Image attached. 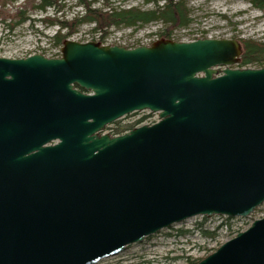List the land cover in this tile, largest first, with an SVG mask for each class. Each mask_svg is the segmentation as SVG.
<instances>
[{
  "label": "water",
  "instance_id": "95a60500",
  "mask_svg": "<svg viewBox=\"0 0 264 264\" xmlns=\"http://www.w3.org/2000/svg\"><path fill=\"white\" fill-rule=\"evenodd\" d=\"M242 54L236 40H65L60 58H0V264H98L262 206L264 68L233 69ZM143 110L160 122L101 135ZM197 264H264V218Z\"/></svg>",
  "mask_w": 264,
  "mask_h": 264
},
{
  "label": "rangeland",
  "instance_id": "374dc122",
  "mask_svg": "<svg viewBox=\"0 0 264 264\" xmlns=\"http://www.w3.org/2000/svg\"><path fill=\"white\" fill-rule=\"evenodd\" d=\"M4 1V0H3ZM159 6L167 0H156ZM184 3L189 13L190 24L185 28L173 31L172 39L176 42H190L198 37L212 39H227L246 41L253 40L264 44V11L253 6L249 0H175ZM2 0H0V3ZM91 8L107 13V11L155 10L154 3L146 0H87ZM39 1L26 5V0H20L15 6L8 5L6 10L14 11L20 6L27 11L30 21L10 31L0 24V58L23 59L33 55H43L46 58L61 57L62 45L55 40L60 26L44 22L51 18L61 23L79 21L87 14L85 5L80 0H65L57 8L45 11L37 7ZM1 8V5H0ZM1 10V9H0ZM169 24L155 21L137 27L125 25L110 26L104 30L97 29L96 23H80L74 33L69 36V28L60 31L66 40H95L103 46H118L135 49L146 42L165 39L160 38ZM63 40V39H62ZM118 44V45H117ZM243 55V54H242ZM238 67V66H237ZM219 74L223 67L216 68ZM248 69H256L249 67ZM139 116H129L122 119L118 131L132 128L140 122ZM145 120V118L143 119ZM142 120V121H143ZM148 121V120H147ZM252 219L228 221L226 217L205 218L202 216L188 219L174 227L146 238L142 243L128 246L117 256L109 257L98 264H191L215 253L220 247L237 236L239 230H247L252 221L264 217V204L256 210ZM217 227L220 230L215 231ZM201 229L215 231L212 237H206Z\"/></svg>",
  "mask_w": 264,
  "mask_h": 264
},
{
  "label": "trees",
  "instance_id": "16d2710c",
  "mask_svg": "<svg viewBox=\"0 0 264 264\" xmlns=\"http://www.w3.org/2000/svg\"><path fill=\"white\" fill-rule=\"evenodd\" d=\"M35 1H39L38 9L45 11L48 8H57L58 4L64 2L65 0H26V5L31 4ZM82 6L85 5L87 14L81 20L73 21L72 23H61L58 20L46 18L44 22L51 25L60 26V31L69 28V36L75 32L77 25L80 23H96L97 29L104 30V28H109L110 26H120L125 25L128 27H137L139 25L149 24L155 21H163L169 24L168 28L160 34V38L172 39L173 31L178 28L188 27L190 24L189 13L184 3L181 1L167 0L166 4L159 6V2L156 0H146L147 3H154L156 5L155 10L141 11L139 9L131 8L128 10H111L107 13H101L98 10L92 9L91 4L87 0H80ZM20 0H2L0 3V24L11 32L17 27L30 21L27 17V11H23L25 8L20 6L15 8L14 11L6 10L8 5L15 6ZM253 6L261 11H264V0H251ZM60 31L55 36V40L59 45L66 40V36L60 34ZM63 39V40H62ZM243 46V55L241 57V63L239 67L241 68H263L264 67V44L260 42H255L253 40L241 41ZM257 212V211H256ZM231 221V219H227ZM220 230L217 227L215 231ZM214 232L201 229V232L206 237H212L215 235ZM191 264H196L195 262Z\"/></svg>",
  "mask_w": 264,
  "mask_h": 264
},
{
  "label": "flooded vegetation",
  "instance_id": "af4514ba",
  "mask_svg": "<svg viewBox=\"0 0 264 264\" xmlns=\"http://www.w3.org/2000/svg\"><path fill=\"white\" fill-rule=\"evenodd\" d=\"M158 118V115L151 113L150 115H147L145 117V120L148 121H154ZM105 134H109L111 136L117 135L118 134V122L113 123L110 126H107L104 131Z\"/></svg>",
  "mask_w": 264,
  "mask_h": 264
},
{
  "label": "bare ground",
  "instance_id": "6f19581e",
  "mask_svg": "<svg viewBox=\"0 0 264 264\" xmlns=\"http://www.w3.org/2000/svg\"><path fill=\"white\" fill-rule=\"evenodd\" d=\"M249 1H251V0H249ZM251 3V2H250ZM206 39H212V38H208V37H198V39H196V40H194V41H197V40H206ZM219 40H227V39H219ZM237 41V40H236ZM77 42H80V43H83L84 41H82V40H77ZM92 42H95L96 43V41L95 40H92ZM155 42V41H154ZM240 43H241V41H239ZM150 45H152V43L150 44V42L148 41V42H146L145 44H142V46H140V47H148V46H150ZM241 46H242V43H241ZM242 49H243V46H242ZM242 57V56H241ZM240 65V64H239ZM239 65H237V66H234V67H232L233 69H248V68H241V67H239ZM264 68V67H263ZM263 68H256V69H263Z\"/></svg>",
  "mask_w": 264,
  "mask_h": 264
}]
</instances>
